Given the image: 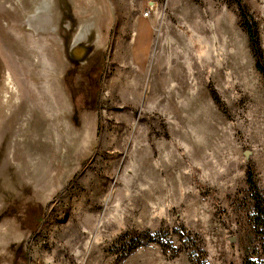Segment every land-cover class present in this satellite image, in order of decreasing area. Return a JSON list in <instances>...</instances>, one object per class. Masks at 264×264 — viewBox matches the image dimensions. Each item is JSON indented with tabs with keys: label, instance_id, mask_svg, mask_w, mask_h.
Returning a JSON list of instances; mask_svg holds the SVG:
<instances>
[{
	"label": "rangeland",
	"instance_id": "374dc122",
	"mask_svg": "<svg viewBox=\"0 0 264 264\" xmlns=\"http://www.w3.org/2000/svg\"><path fill=\"white\" fill-rule=\"evenodd\" d=\"M249 170L264 201L236 1L0 0V264H264Z\"/></svg>",
	"mask_w": 264,
	"mask_h": 264
},
{
	"label": "trees",
	"instance_id": "16d2710c",
	"mask_svg": "<svg viewBox=\"0 0 264 264\" xmlns=\"http://www.w3.org/2000/svg\"><path fill=\"white\" fill-rule=\"evenodd\" d=\"M236 1L239 7V12L241 15V23L243 29L246 30V33L248 35V41L253 53V56L256 60V68L259 72L264 74V54L262 50V45L260 43V32L258 29V23L255 18V16L249 11L247 4L243 0H232ZM212 97L215 102H217L219 105H222V102L220 100V97L217 93V91L212 88ZM248 184L251 187V190L253 192V196L255 198L256 202V212L259 215L257 217V223L259 225L264 226V201L262 200L260 191H259V186H257L254 173L252 170L248 171ZM156 236L150 233H144L142 235H138L137 238L132 239V250L137 248L138 246H142L143 243L147 242H159L162 244V241L160 239H157ZM245 264H263L261 261H252V260H247Z\"/></svg>",
	"mask_w": 264,
	"mask_h": 264
},
{
	"label": "bare ground",
	"instance_id": "6f19581e",
	"mask_svg": "<svg viewBox=\"0 0 264 264\" xmlns=\"http://www.w3.org/2000/svg\"><path fill=\"white\" fill-rule=\"evenodd\" d=\"M42 26V25H41ZM134 94V93H133ZM25 106V105H24ZM18 109V108H17ZM26 110V109H25ZM15 111H17V110H15ZM28 111V110H27ZM29 112H31V110L29 111ZM26 116V115H25ZM18 134V133H17ZM53 145V144H52ZM26 151H27V153H25V156H27L28 158H29V163H28V165L31 167V166H33V168L34 167H36V164L37 165H39L40 164V162H41V164L43 165V166H45L46 164H44V162L42 161V160H44V158L46 157V156H44V158H39L40 156H38L37 154H36V152L38 151L37 149H36V146L33 144V143H30L28 146H27V149H26ZM47 151V150H46ZM46 151H44V152H46ZM41 154V153H40ZM51 154V153H50ZM37 155V156H36ZM39 158V160H37L36 161V159H38ZM43 162V163H42ZM33 174L32 175H34V178L35 179H38V180H40V179H43V178H41V176H42V174L44 173V171L43 172H39V171H36V170H34V172H32Z\"/></svg>",
	"mask_w": 264,
	"mask_h": 264
},
{
	"label": "flooded vegetation",
	"instance_id": "af4514ba",
	"mask_svg": "<svg viewBox=\"0 0 264 264\" xmlns=\"http://www.w3.org/2000/svg\"><path fill=\"white\" fill-rule=\"evenodd\" d=\"M28 209L30 210V213L32 214V213H37L38 215L35 217V219L33 220V222H35V223H40L41 222V219H42V211H43V207H41V205H39V204H29V206H28ZM36 209H37V211H39V213L36 211Z\"/></svg>",
	"mask_w": 264,
	"mask_h": 264
}]
</instances>
